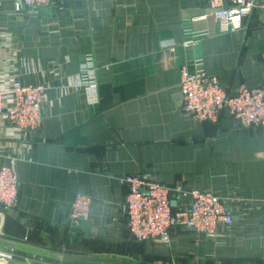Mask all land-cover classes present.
<instances>
[{"label":"crops","instance_id":"1","mask_svg":"<svg viewBox=\"0 0 264 264\" xmlns=\"http://www.w3.org/2000/svg\"><path fill=\"white\" fill-rule=\"evenodd\" d=\"M208 0H52L48 7L0 8L14 36L16 74L48 87L39 132L6 142L0 170L16 157L19 201L0 221V254L11 264H264V126L242 128L181 111V69L202 59L236 93L264 85V15L219 34ZM210 32L183 47V27ZM173 48V49H172ZM93 55L100 103L88 104L79 67ZM147 176L185 192L245 200L232 206L221 243L175 230L170 245L138 243L127 230V176ZM92 200L90 220L73 232L76 195ZM189 198L179 200V204Z\"/></svg>","mask_w":264,"mask_h":264},{"label":"built area","instance_id":"2","mask_svg":"<svg viewBox=\"0 0 264 264\" xmlns=\"http://www.w3.org/2000/svg\"><path fill=\"white\" fill-rule=\"evenodd\" d=\"M51 1L15 0V12L42 9ZM4 3L5 0H0V8ZM207 6L219 34L242 29L244 21L254 13L264 15V0H208ZM183 34L185 48H193L202 38L212 35L193 32L187 24ZM18 56L14 36L0 30V153L6 142L29 140L43 123L48 87L45 84L24 85L19 81L15 67ZM192 68L191 71L188 66L182 67L179 85L183 97L181 111L186 118L215 124L227 112L244 129L264 126V85L256 89L241 87L231 93L220 84L217 76L207 72L202 59L193 61ZM78 78L88 104L98 105V67L93 55L85 56ZM16 162L15 156L9 157V166L0 170V221L19 201ZM123 184L128 189L125 200L127 230L131 239L138 243L170 245L175 230H191L221 243L232 232V206L245 201L234 195L222 198L212 192L188 193L180 187H169L140 175L127 176ZM185 198L189 201L179 204V200ZM91 205V198L81 193L76 195L68 217L73 232L90 220ZM11 259V254H0V261Z\"/></svg>","mask_w":264,"mask_h":264},{"label":"water","instance_id":"3","mask_svg":"<svg viewBox=\"0 0 264 264\" xmlns=\"http://www.w3.org/2000/svg\"><path fill=\"white\" fill-rule=\"evenodd\" d=\"M177 205V203L174 201L172 202V206L175 208ZM0 264H11V263H7V262H4V261H0Z\"/></svg>","mask_w":264,"mask_h":264}]
</instances>
